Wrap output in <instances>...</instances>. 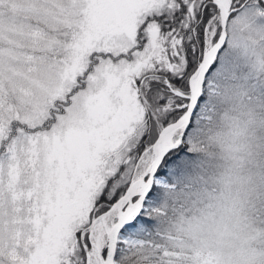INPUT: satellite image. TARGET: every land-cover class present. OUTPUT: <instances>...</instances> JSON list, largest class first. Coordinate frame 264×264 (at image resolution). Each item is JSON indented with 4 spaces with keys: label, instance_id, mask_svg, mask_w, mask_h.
<instances>
[{
    "label": "snow or ice",
    "instance_id": "snow-or-ice-1",
    "mask_svg": "<svg viewBox=\"0 0 264 264\" xmlns=\"http://www.w3.org/2000/svg\"><path fill=\"white\" fill-rule=\"evenodd\" d=\"M255 33L264 0H0V264H180L160 193L264 93Z\"/></svg>",
    "mask_w": 264,
    "mask_h": 264
},
{
    "label": "clouds",
    "instance_id": "clouds-1",
    "mask_svg": "<svg viewBox=\"0 0 264 264\" xmlns=\"http://www.w3.org/2000/svg\"><path fill=\"white\" fill-rule=\"evenodd\" d=\"M211 105L184 181L160 193L159 235L180 264H264V93L229 87Z\"/></svg>",
    "mask_w": 264,
    "mask_h": 264
}]
</instances>
